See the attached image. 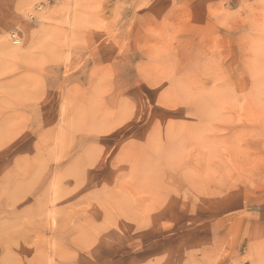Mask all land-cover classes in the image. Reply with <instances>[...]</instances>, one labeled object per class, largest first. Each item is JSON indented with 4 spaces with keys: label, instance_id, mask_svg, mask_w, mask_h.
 <instances>
[{
    "label": "rangeland",
    "instance_id": "obj_1",
    "mask_svg": "<svg viewBox=\"0 0 264 264\" xmlns=\"http://www.w3.org/2000/svg\"><path fill=\"white\" fill-rule=\"evenodd\" d=\"M0 264H264V0H0Z\"/></svg>",
    "mask_w": 264,
    "mask_h": 264
},
{
    "label": "bare ground",
    "instance_id": "obj_2",
    "mask_svg": "<svg viewBox=\"0 0 264 264\" xmlns=\"http://www.w3.org/2000/svg\"><path fill=\"white\" fill-rule=\"evenodd\" d=\"M18 44V43H17ZM10 122V121H9ZM7 123V122H6Z\"/></svg>",
    "mask_w": 264,
    "mask_h": 264
}]
</instances>
